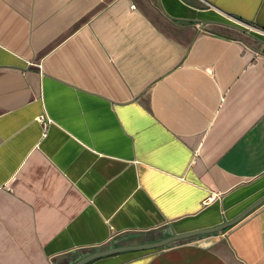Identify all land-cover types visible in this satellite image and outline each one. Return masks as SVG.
Returning <instances> with one entry per match:
<instances>
[{"label": "crops", "instance_id": "obj_1", "mask_svg": "<svg viewBox=\"0 0 264 264\" xmlns=\"http://www.w3.org/2000/svg\"><path fill=\"white\" fill-rule=\"evenodd\" d=\"M261 200L264 0H0V264H264Z\"/></svg>", "mask_w": 264, "mask_h": 264}, {"label": "water", "instance_id": "obj_2", "mask_svg": "<svg viewBox=\"0 0 264 264\" xmlns=\"http://www.w3.org/2000/svg\"><path fill=\"white\" fill-rule=\"evenodd\" d=\"M263 201L264 200H261L256 206L261 204ZM243 216H245V215H243ZM243 216H240L239 218L232 220L230 222L221 224L220 226H217L215 228H210V229H205V230H196V231H191V232L183 233V234H175L171 237H168V238H165L161 241H157V242H153V243L141 244V245L130 246V247L113 248V249H109L106 251L98 252V253L89 255V256L81 259L76 264H87L89 262H92L93 260L103 258V257H107L110 255L123 253V252L156 250V249H160L162 247H165L167 245L175 244L177 242H181V241L188 240V239H194L198 236L221 232V231L231 227L235 223H237L241 219V217H243Z\"/></svg>", "mask_w": 264, "mask_h": 264}, {"label": "rangeland", "instance_id": "obj_3", "mask_svg": "<svg viewBox=\"0 0 264 264\" xmlns=\"http://www.w3.org/2000/svg\"><path fill=\"white\" fill-rule=\"evenodd\" d=\"M160 235L161 234L158 231L151 232L149 234H146V235H143V236L138 237L139 238L138 241H140L139 243H143V242H153V241H156L160 237ZM135 238H137V237H134L132 235L116 236L112 240L113 243L111 242L112 245L111 246H105L104 248L114 247L113 244L122 245L124 243H130V242H133L135 240ZM86 253H88V252H86ZM86 253L85 254H82V255H87Z\"/></svg>", "mask_w": 264, "mask_h": 264}, {"label": "flooded vegetation", "instance_id": "obj_4", "mask_svg": "<svg viewBox=\"0 0 264 264\" xmlns=\"http://www.w3.org/2000/svg\"><path fill=\"white\" fill-rule=\"evenodd\" d=\"M130 246H136V245H124V246H120V247H109V248H103V249L100 250V251H97V252H91L90 255L95 254V253H98V252L106 251V250H109V249H113V248L130 247ZM132 252H140V251H132ZM123 253H131V252H123ZM119 254H120V253H119ZM88 256H89V255H88Z\"/></svg>", "mask_w": 264, "mask_h": 264}, {"label": "trees", "instance_id": "obj_5", "mask_svg": "<svg viewBox=\"0 0 264 264\" xmlns=\"http://www.w3.org/2000/svg\"><path fill=\"white\" fill-rule=\"evenodd\" d=\"M148 251V250H147Z\"/></svg>", "mask_w": 264, "mask_h": 264}]
</instances>
